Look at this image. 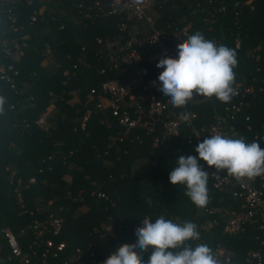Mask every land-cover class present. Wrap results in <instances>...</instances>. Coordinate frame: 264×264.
I'll list each match as a JSON object with an SVG mask.
<instances>
[{"label":"trees","instance_id":"1","mask_svg":"<svg viewBox=\"0 0 264 264\" xmlns=\"http://www.w3.org/2000/svg\"><path fill=\"white\" fill-rule=\"evenodd\" d=\"M247 1L169 0L153 15L157 28L170 34L188 25L185 40L200 32L206 40L236 52L233 85H252L256 96L229 129L232 139L257 142L264 149V89L259 90L264 75V0ZM191 4L201 7L200 11L193 12ZM222 5L224 11L219 9ZM41 7L45 8L42 13ZM78 19V9L69 0H15L12 12L0 0V67L5 69L4 73L0 70V228L10 227L28 249L33 234L21 230L35 218L52 214L62 218L63 228L58 235L47 236L66 243L52 264L65 260L77 248L83 251L82 264H102L118 246L136 243L135 230L143 226L145 216L155 222L164 215L175 223H198L215 216L219 226L206 234L201 244L211 248L222 243L231 250L232 260L240 262L258 241L251 226L241 235L223 233L222 214L237 209L238 200L214 188L208 178V203L197 207L185 195V185L169 181L180 156L198 157L197 145L174 139L154 147L150 135H144L143 142L111 141L109 136L123 128L109 110L96 107L98 92L91 96V91H99L109 78L129 79L146 62L108 69L98 53L96 38L118 33L120 17ZM83 47L91 67L78 60ZM49 56L53 58L47 62ZM51 105L54 110L39 124L38 119ZM220 107L216 98L194 105L201 114L198 123L209 122ZM87 109L92 111L83 128ZM247 115L251 116L250 130ZM106 120L114 126L108 127ZM106 228L111 230L103 234ZM150 255L143 254L145 262ZM0 264L17 263L3 258Z\"/></svg>","mask_w":264,"mask_h":264},{"label":"built area","instance_id":"2","mask_svg":"<svg viewBox=\"0 0 264 264\" xmlns=\"http://www.w3.org/2000/svg\"><path fill=\"white\" fill-rule=\"evenodd\" d=\"M1 1L8 6L9 12H12L15 0ZM167 1L169 0H69L70 4L73 3L78 9L81 18V20L78 19L79 22L92 19L94 15L120 17V21L117 23L118 33L96 38L99 45L98 53L108 64V69H123L126 66L146 62L137 68L135 73L130 72L129 79L109 78L102 82L99 91L96 89L91 91V96L98 92L99 99L96 107L101 110H109L117 124L123 128L122 130L117 129L109 136L113 144L118 140L131 143L143 142L144 135L152 137L154 147L174 139L198 146V143L203 142L204 138L216 134L232 139L230 125L251 107L256 96V90L252 85L243 86L242 82L232 85L235 89L232 99L227 103L221 102V107L217 108L211 120L206 123H198L201 114L193 106L203 103L209 98L194 94L193 99L184 107L177 108L173 106L170 97L163 96V93L158 89V85L161 83L158 76L164 69L158 68L156 65L163 57L175 58L177 45L186 41L185 37L189 35L188 25L181 29L175 28L171 34L157 28L153 11L161 8ZM247 3H251V0H248ZM199 5L198 2L197 6ZM44 9L41 7L39 12L42 13ZM200 9L201 7L199 9L192 7L193 12L200 11ZM219 9L224 11L226 7L222 5ZM35 19L36 16H33V20ZM14 46L17 49L20 48L17 41H14ZM83 49L84 54H81L78 60L81 64L91 67V62L85 52L86 48L83 47ZM6 51L11 54L9 47L6 48ZM0 70L2 73L5 71L2 67ZM104 71L105 69L102 70V72ZM259 83V90H263L264 75L259 79ZM211 98L215 99L216 97ZM73 101H76V98L71 100V102ZM214 103H216L215 100ZM91 111V109L86 111L81 123L83 128L86 126ZM181 113L188 115L186 121L181 117ZM45 118L46 114L40 117L37 122L43 125ZM245 119L248 121L247 129L250 130L252 128L249 122L251 116L247 115ZM106 123L110 128L114 126L110 120H106ZM200 164L209 173L208 178L212 181L214 188L232 195L239 202L237 209L233 208L223 212L222 217L225 221L223 233L232 236L241 235L247 231L248 226H251L258 241V246L247 249L240 262L232 260L231 250L227 246L217 243L211 247L217 264H264V174L252 179L244 177L237 180L234 176L229 175L226 169L217 171L202 160ZM30 181L34 182L35 178H30ZM17 182L20 184L21 179H18ZM15 191L23 207L22 193L18 186ZM99 194L105 195L104 193ZM210 213L213 211L210 210ZM31 214H33L32 211ZM185 222L194 223L200 233L198 240L186 241V244L193 248L203 243L205 235L213 233L220 223L215 216L198 223L183 220H178L177 223L183 225ZM62 228V218L52 214L44 219L35 218L27 229L21 230L22 234H27L30 232L29 230L33 234V240L29 243L28 249H24L17 234L10 227H1L0 263L3 258H6L17 264H52L53 259L58 258L59 254L65 250L66 243H56L47 235H58ZM108 231L110 229L106 228L103 234ZM82 263L83 251L77 248L65 260L56 264Z\"/></svg>","mask_w":264,"mask_h":264},{"label":"clouds","instance_id":"3","mask_svg":"<svg viewBox=\"0 0 264 264\" xmlns=\"http://www.w3.org/2000/svg\"><path fill=\"white\" fill-rule=\"evenodd\" d=\"M236 52L214 41L206 40L196 32L177 45V56L163 57L156 67L159 74L158 89L170 97L174 107L182 108L195 96L216 97L229 102L235 94L233 69L237 65ZM155 83V82H153ZM2 104V101H0ZM186 121L188 115L181 113ZM196 156H180L169 174L173 185H185V195L197 207L208 203L207 183L209 173L200 160L217 171L227 170L237 180L264 174V149L257 142L245 143L243 139H230L216 134L204 138L195 148ZM142 227L135 230L136 243L122 244L108 255L103 264H217L212 249L206 244L191 247L186 241L200 238L192 222L183 225L160 215L155 222L145 216ZM150 252L147 262L143 254Z\"/></svg>","mask_w":264,"mask_h":264},{"label":"rangeland","instance_id":"4","mask_svg":"<svg viewBox=\"0 0 264 264\" xmlns=\"http://www.w3.org/2000/svg\"><path fill=\"white\" fill-rule=\"evenodd\" d=\"M14 41H17V40H14ZM5 42H8V41H5ZM20 53H21V52H17V55L20 54ZM52 58H53L52 56H49L48 59H47V62H48V61H49V62L52 61ZM53 110H54V105H51V106H49V108H48V112H46V113H44V114L47 115L49 112H52ZM68 177H69V176H67V178H68ZM110 230H111V229H110Z\"/></svg>","mask_w":264,"mask_h":264}]
</instances>
